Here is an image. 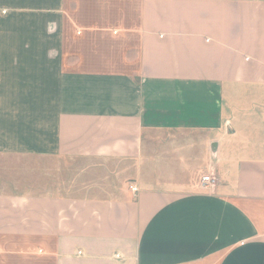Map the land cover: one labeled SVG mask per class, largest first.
<instances>
[{"label": "crops", "instance_id": "obj_1", "mask_svg": "<svg viewBox=\"0 0 264 264\" xmlns=\"http://www.w3.org/2000/svg\"><path fill=\"white\" fill-rule=\"evenodd\" d=\"M0 264H264V0H0Z\"/></svg>", "mask_w": 264, "mask_h": 264}, {"label": "built area", "instance_id": "obj_2", "mask_svg": "<svg viewBox=\"0 0 264 264\" xmlns=\"http://www.w3.org/2000/svg\"><path fill=\"white\" fill-rule=\"evenodd\" d=\"M78 33H81V31L78 30ZM215 183H216V178L212 174H206L202 177L201 184L203 187H208L209 185H213ZM137 189L138 188L136 186H132L133 191H137Z\"/></svg>", "mask_w": 264, "mask_h": 264}]
</instances>
